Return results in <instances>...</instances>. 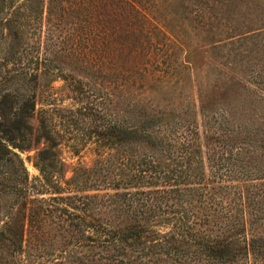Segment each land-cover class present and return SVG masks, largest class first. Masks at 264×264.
I'll list each match as a JSON object with an SVG mask.
<instances>
[{
    "label": "trees",
    "instance_id": "16d2710c",
    "mask_svg": "<svg viewBox=\"0 0 264 264\" xmlns=\"http://www.w3.org/2000/svg\"><path fill=\"white\" fill-rule=\"evenodd\" d=\"M152 3L48 0L47 23L58 32L56 41L50 44L55 35L47 28L43 58L39 48L30 55L34 66L27 85L0 95V165L6 153L16 155L11 148L22 150L33 140L42 142L34 161L40 174L38 192L65 193L55 178H62L57 127L68 128L79 117L103 120L91 131L94 164L99 167L90 187L111 191L103 195L107 207L126 221L120 224L110 217L77 221L76 226L88 232L91 247L100 249L95 264H264V126L218 125L201 134L196 116L182 111L173 116L165 111L136 114L137 89L158 66L153 49L158 46L166 61L172 48L167 31L150 17ZM43 5L44 0H33L31 7L39 27ZM66 25L70 27L63 34ZM17 37L14 30L13 40ZM49 45L57 49L49 52ZM58 57L80 62L87 72L119 79L125 91V116L116 119L112 112L104 116L90 85L84 87L71 74L45 64ZM13 61L21 67V57ZM42 75L62 79L81 107L61 112L49 87L40 92L33 130L36 81ZM15 76L25 77L22 71ZM201 116L206 125L213 115L202 110Z\"/></svg>",
    "mask_w": 264,
    "mask_h": 264
},
{
    "label": "rangeland",
    "instance_id": "374dc122",
    "mask_svg": "<svg viewBox=\"0 0 264 264\" xmlns=\"http://www.w3.org/2000/svg\"><path fill=\"white\" fill-rule=\"evenodd\" d=\"M47 3L44 0L40 27L32 15L33 0L0 3V95L27 85L34 66L30 55L39 48L43 58L47 28L55 35L50 44L56 41L58 32L47 23ZM152 4L150 17L167 31L172 48L166 61L158 53V46L153 49L158 66L152 78L137 89L136 114L165 111V115L173 116L182 111L187 117L196 116L201 134L203 129L218 125L263 128L264 0H153ZM50 20L54 21L53 14ZM69 27L66 25L62 33ZM14 30L18 37L13 40ZM49 48V52L57 49L52 45ZM48 55L52 58V53ZM18 57L21 67L13 61ZM45 64L54 65L56 72L71 74L84 87L90 85L104 116L111 112L116 119L125 116V91L119 79L87 72L80 62L62 57ZM21 71L24 78L15 76ZM41 71L39 66L37 73ZM49 87L59 99L56 103L61 112L68 114L81 107L71 99L77 94L71 93L62 79L42 75L36 81L35 112L30 121L33 130L36 110L41 106L40 92ZM202 110L213 115L206 125ZM76 120L68 128L57 127L62 178H55L66 188L65 193L38 192L40 174L34 161L42 142L33 140L22 150L11 148L17 156L6 153V161L0 165V264H95L100 249L91 247L88 232L78 228L77 221L93 217H110L120 224L126 221L123 215L109 211L103 195L111 191L90 187L99 167L94 164L97 155L91 131L103 120ZM203 154L207 165L204 148ZM63 180H68V185Z\"/></svg>",
    "mask_w": 264,
    "mask_h": 264
}]
</instances>
